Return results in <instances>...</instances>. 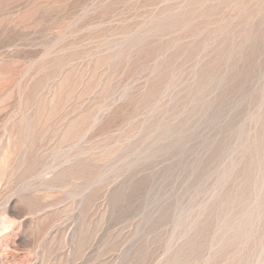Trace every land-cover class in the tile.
Returning a JSON list of instances; mask_svg holds the SVG:
<instances>
[{
    "label": "rangeland",
    "instance_id": "obj_1",
    "mask_svg": "<svg viewBox=\"0 0 264 264\" xmlns=\"http://www.w3.org/2000/svg\"><path fill=\"white\" fill-rule=\"evenodd\" d=\"M0 264H264V0H0Z\"/></svg>",
    "mask_w": 264,
    "mask_h": 264
}]
</instances>
